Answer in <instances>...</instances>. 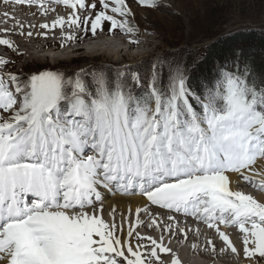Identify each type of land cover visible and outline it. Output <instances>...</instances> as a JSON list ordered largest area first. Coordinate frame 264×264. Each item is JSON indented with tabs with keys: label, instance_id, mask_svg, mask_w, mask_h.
<instances>
[{
	"label": "snow or ice",
	"instance_id": "obj_1",
	"mask_svg": "<svg viewBox=\"0 0 264 264\" xmlns=\"http://www.w3.org/2000/svg\"><path fill=\"white\" fill-rule=\"evenodd\" d=\"M55 2L70 13L40 27L85 35L105 24L136 35V7L175 14L173 0ZM14 3L49 11L44 0ZM25 27L17 21L13 30L31 37L34 26ZM0 45L17 50L7 36ZM207 58L206 47L196 58L183 48L114 67L0 72V264H181L164 243L165 233L187 235L178 215L214 230L219 252L237 258L220 226L238 228L244 257L264 264V202L232 187L242 179L264 191V168H256L264 160V70L237 49L214 58L201 78ZM9 63L0 58V67ZM108 195L145 198L136 221L129 204L118 225ZM153 206L175 215L163 221ZM140 228L159 230V239ZM206 243L215 255L213 240Z\"/></svg>",
	"mask_w": 264,
	"mask_h": 264
},
{
	"label": "bare ground",
	"instance_id": "obj_2",
	"mask_svg": "<svg viewBox=\"0 0 264 264\" xmlns=\"http://www.w3.org/2000/svg\"><path fill=\"white\" fill-rule=\"evenodd\" d=\"M5 4L4 1H0V37H5L11 39L14 42L17 50L13 51L9 49L7 46H4L6 50L10 51L17 61H40L46 59H53V61H57V59L64 57H73L75 55L84 54L86 56H96V55H105L108 58L115 59L116 57L119 58H127V57H137L138 55H144V50L149 46V39L147 37L138 38V42L133 44L130 43V40L137 39L138 33L130 37V35L122 34L121 32H117L115 34H97L91 35L88 32L87 35L84 32H77L74 29L65 27L61 29L60 27L51 28V29H43L40 25L48 23L51 24V21L54 20V17L60 15L66 16L70 13V9L66 8L62 4H58L55 0H44V5L46 8L49 9L47 14H43L40 10L39 3L36 4H15L14 0H10ZM5 12L9 13V16L12 18H8L4 15ZM19 21L20 23L24 24L26 27L24 28V32L27 33L29 28L27 25H33L34 27L31 28L32 36L29 37L27 35H19L17 34L18 30H13L14 24ZM4 29H8L9 31L5 33ZM144 31V30H143ZM47 33V35H39V33ZM74 33L77 39L66 40L65 34ZM64 37V40L61 38ZM142 37V36H141ZM127 43L128 48L119 47L118 43ZM148 42V43H147ZM120 45V44H119ZM123 46V45H122ZM135 49V50H134ZM47 50L54 51V54L46 53ZM18 56V57H17ZM69 59V58H68ZM11 60V58H10ZM60 60V59H59ZM61 61V60H60ZM26 63V62H25ZM16 64V63H15ZM24 64V63H23ZM29 64V63H28ZM11 66V65H10ZM11 68V67H10ZM10 70V69H9ZM0 72L8 73L5 70L0 69ZM256 168H264V160H258L256 164ZM232 187L239 190H243L246 193L252 194L258 200L264 202V191H261L258 188L253 187L251 184H246L242 179L239 183V186L233 184ZM248 189H251L248 191ZM105 208L110 210V205L115 204L117 209V217L116 222L117 224H121V217L120 213L123 212L127 215V211L129 208V204L132 208V215L129 218V222H134L137 219L135 209L136 207H143L145 203V198L140 195H133V196H117L112 197L108 195V197L104 201ZM154 213H159V218L165 221L168 215H165L161 209H155L153 206ZM171 215V214H169ZM104 216L107 220H111V217L108 216V212L105 211ZM140 219L147 220V217L141 213ZM181 222V226H184L185 220L187 219V227L185 229L187 235L185 236L184 233H180L178 230L176 231V235L173 236L169 240V236L165 233V240L164 243L171 247L173 251L178 254V257L181 261V264H223V260L221 258H228L232 260L231 256L228 252L221 254L219 253L220 245L217 242H214L216 247L215 255L212 253V249L210 246H207V243L204 240V235L208 232L209 238H213L217 240V236L214 230H207L205 228L206 225L200 226L199 223L197 224L193 218L191 217H179L178 218ZM167 221V220H166ZM124 222V234L127 233L128 223ZM196 225V227H195ZM222 230L226 231L229 234L230 239L233 240L234 245H236L237 249L243 255V247L242 244L239 245L237 242H240L239 238L235 235H231L229 233V228H225L223 225L220 226ZM199 228L200 235L197 237L195 235V231ZM234 228V227H230ZM189 229H191L189 231ZM141 234L151 235L156 239H159L160 232L159 230L152 231L146 228H140ZM196 243L197 247L193 248L192 244ZM223 243V242H222ZM133 245H135V240H133ZM205 247L208 248L205 251ZM164 257L166 254H160ZM203 256H207V259H203ZM165 259H168L169 256H165ZM229 263V262H227ZM233 264V262H231Z\"/></svg>",
	"mask_w": 264,
	"mask_h": 264
},
{
	"label": "rangeland",
	"instance_id": "obj_3",
	"mask_svg": "<svg viewBox=\"0 0 264 264\" xmlns=\"http://www.w3.org/2000/svg\"><path fill=\"white\" fill-rule=\"evenodd\" d=\"M173 4L175 7L172 11L175 14L172 15L164 9L154 11L142 6L135 8L134 23L140 29L137 36L138 38L147 37L149 39V46L144 50V55H138L135 58L116 57L111 59L105 55L86 56L80 54L68 57L69 59L67 57L59 58L61 61L45 58L43 61H25V63L24 61H17L10 51L0 45V58L10 61L9 64L0 67V69L12 73H20L21 71L31 73L44 69L95 67L100 64L114 67L137 61L141 57L150 60L153 53H161L163 50L171 51L183 48H187L188 54L196 58L198 53L204 52L205 47L209 51L214 50L211 44L216 42L221 35L248 28L264 30V0H173ZM61 14L64 13L61 12L58 16H62ZM117 32L121 31L109 32L108 25L105 24L103 30L98 29L95 35L104 33L106 36V34ZM121 33L130 35L126 32ZM133 36L135 35L131 34L130 37ZM61 39L64 40V37ZM128 45L126 42L124 44L118 43L119 47L128 48ZM47 51L46 53L54 54V51ZM250 190L248 189V191ZM239 253L242 254L240 251Z\"/></svg>",
	"mask_w": 264,
	"mask_h": 264
},
{
	"label": "trees",
	"instance_id": "obj_4",
	"mask_svg": "<svg viewBox=\"0 0 264 264\" xmlns=\"http://www.w3.org/2000/svg\"><path fill=\"white\" fill-rule=\"evenodd\" d=\"M208 52V58L200 66V75L209 76L214 58L226 59L234 56L235 50L241 49L246 57L251 58L259 70H264V30L243 29L218 37Z\"/></svg>",
	"mask_w": 264,
	"mask_h": 264
}]
</instances>
